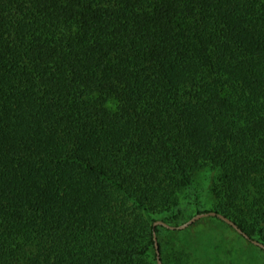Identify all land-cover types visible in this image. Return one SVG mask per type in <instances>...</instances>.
I'll return each mask as SVG.
<instances>
[{
  "label": "trees",
  "instance_id": "16d2710c",
  "mask_svg": "<svg viewBox=\"0 0 264 264\" xmlns=\"http://www.w3.org/2000/svg\"><path fill=\"white\" fill-rule=\"evenodd\" d=\"M204 170L264 244V0H0V264H157Z\"/></svg>",
  "mask_w": 264,
  "mask_h": 264
},
{
  "label": "rangeland",
  "instance_id": "374dc122",
  "mask_svg": "<svg viewBox=\"0 0 264 264\" xmlns=\"http://www.w3.org/2000/svg\"><path fill=\"white\" fill-rule=\"evenodd\" d=\"M216 179L217 172L213 170L200 171L196 175L193 185L179 194L178 205L174 210L177 216L174 223L181 225L199 212L215 209L216 200L211 188ZM240 209L243 215L247 213L244 208ZM166 216L161 214L153 218ZM158 235L161 264H178L176 258L181 259L179 264H264V250L216 217L201 218L183 230L161 227ZM252 239H261L258 231L253 233ZM148 253L153 262L155 257L151 247Z\"/></svg>",
  "mask_w": 264,
  "mask_h": 264
},
{
  "label": "water",
  "instance_id": "95a60500",
  "mask_svg": "<svg viewBox=\"0 0 264 264\" xmlns=\"http://www.w3.org/2000/svg\"><path fill=\"white\" fill-rule=\"evenodd\" d=\"M205 217H216V218H218L219 220H221L224 223L231 226L237 233L242 235L246 240L251 242L253 245L264 250V244L263 243H260L256 240L251 239L245 233H243L242 230L240 228H238L231 220H229L228 218H226L223 215L216 213L214 211L197 213L194 216H192L188 221H186L185 223H183L179 226H170L161 220L154 221L152 225H153V227L159 225V226H162V227L169 229V230H183V229L189 227L190 225L194 224L197 220H199L201 218H205ZM153 241H154V249H155V253H156V262H157V264H161V261L159 259V251H158V245H157V240H156L155 234H153Z\"/></svg>",
  "mask_w": 264,
  "mask_h": 264
}]
</instances>
